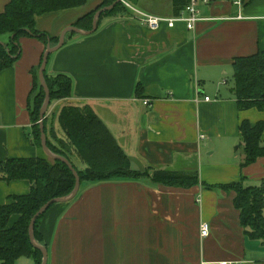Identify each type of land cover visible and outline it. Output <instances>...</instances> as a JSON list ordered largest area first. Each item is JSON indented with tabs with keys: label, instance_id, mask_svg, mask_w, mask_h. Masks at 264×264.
<instances>
[{
	"label": "crops",
	"instance_id": "crops-1",
	"mask_svg": "<svg viewBox=\"0 0 264 264\" xmlns=\"http://www.w3.org/2000/svg\"><path fill=\"white\" fill-rule=\"evenodd\" d=\"M9 1L0 0V14ZM102 1L41 15L36 29L60 38ZM234 9H217L215 15L230 18L200 22L195 32L183 24L154 31L133 14L112 17L93 35L68 32L65 46L51 55L47 74L71 77L74 88L54 109L91 107L132 170L195 171L200 185L168 188L147 179L87 185L73 201L55 204L44 216L40 233L49 251L47 264H264V244L246 235L235 193L207 187L242 177L245 186H259L264 178V157L242 169L244 157L238 153L244 146L241 123L264 121V111H240L229 84L235 58L264 51V0L248 1L240 20ZM173 11L171 1L168 17ZM48 44L24 36L20 58L0 73V162L45 154L35 145L29 103L36 95L33 74ZM138 85L144 87L141 98ZM32 187L27 180L0 181V205L29 195ZM18 219L13 216L9 226ZM203 222L210 225L206 239ZM16 264L35 260L24 257Z\"/></svg>",
	"mask_w": 264,
	"mask_h": 264
},
{
	"label": "trees",
	"instance_id": "trees-1",
	"mask_svg": "<svg viewBox=\"0 0 264 264\" xmlns=\"http://www.w3.org/2000/svg\"><path fill=\"white\" fill-rule=\"evenodd\" d=\"M91 0H10L5 11L0 14V73L10 69L21 56L20 40L24 36L40 39L46 45L59 42L58 37L36 29L37 18L53 12H66L82 9ZM137 6L142 0H125ZM117 0H103L96 10L85 14L74 26L80 30H92L95 14L102 8L110 7ZM174 15L179 14L178 0H173ZM133 13L118 3L112 11L105 12L104 17L131 16ZM97 28V29H98ZM8 35V44L1 38ZM44 55V54H43ZM51 57V56H50ZM43 58V56H42ZM41 58V60H42ZM50 60V58H49ZM43 60L40 63L42 64ZM50 62V61H49ZM232 89L240 111L257 109L264 111V51L257 54L237 57L232 63ZM35 97L30 101V114L33 122L35 145L41 148L40 111L45 100V89L40 85L38 73H34ZM46 82L51 91L52 103L58 100L70 99L73 92V79L65 74L50 76L45 72ZM144 87L138 85L136 94L142 97ZM60 130H56L54 120L46 117L45 131L48 136V147L57 156L67 158L74 164L81 177L82 189L90 184H102L120 180H146L154 186L168 188L190 189L200 185L198 172L184 173L168 169H151L144 172L134 171L131 163L111 131L89 106L84 108L70 105L63 107L57 115ZM244 146L241 156L244 157L241 168L244 169L264 157V121L252 125L248 120L240 125ZM54 138V139H53ZM52 140L56 141L53 144ZM75 156L85 169L81 170L72 157ZM14 180L31 181L33 187L29 195L15 196L12 203L0 205V264H16L20 258H33L35 264H41L43 253L31 242L29 227L32 217L43 205L59 197L69 196L76 184V177L69 167L57 160L42 157L28 160H5L0 162V181ZM245 178L227 185L207 186L221 188L235 193L234 205L239 211L241 226L246 230L249 239L261 241L264 244V178L259 186H245ZM54 205H52L53 207ZM51 207V208H52ZM50 208V209H51ZM49 209V210H50ZM48 210V211H49ZM43 216L37 219L34 236L41 245L43 237L40 228ZM18 215L19 219L13 226L10 220Z\"/></svg>",
	"mask_w": 264,
	"mask_h": 264
},
{
	"label": "built area",
	"instance_id": "built-area-1",
	"mask_svg": "<svg viewBox=\"0 0 264 264\" xmlns=\"http://www.w3.org/2000/svg\"><path fill=\"white\" fill-rule=\"evenodd\" d=\"M250 0H178L179 3V14L176 16L163 17L159 15H153L151 13H146L135 8L129 2H123L127 6L135 18L143 22V24L156 31L160 29L162 25L174 28L177 24H183L187 27L189 31L195 32L197 25L200 22H214V20H228L230 18L226 16L215 15L217 9H222L225 6L230 8H236L239 14L234 17L235 19L243 18V9L246 3ZM210 101L209 97L205 98ZM145 105H149L150 101L144 100ZM200 232L202 239H206L211 233L210 225L208 222H203L200 225ZM219 264H233L231 262H222Z\"/></svg>",
	"mask_w": 264,
	"mask_h": 264
},
{
	"label": "water",
	"instance_id": "water-1",
	"mask_svg": "<svg viewBox=\"0 0 264 264\" xmlns=\"http://www.w3.org/2000/svg\"><path fill=\"white\" fill-rule=\"evenodd\" d=\"M125 0H117V2H115L114 4H112L110 7H105L100 9L99 11H97V13L95 14V18H94V22H93V26H92V30H80L78 28H76L75 26H71L68 27L67 29H65V31L62 33L59 42L56 44V46L52 47L50 44H48V48L45 51L44 55H43V62L40 66L39 69V79H40V85L42 86L43 89H45V100L43 102V106L41 108L40 111V133H41V147L43 148L46 156L53 160V161H61L63 163H65L69 169L71 170V172L73 173V175L76 177V184L75 187L73 188V192L66 197H59L57 199H52L48 202H46L43 207L32 217L31 219V223H30V227H29V236L31 238V242L32 244L38 249L41 250L43 253V260L41 264H47L48 262V258H49V251L47 250L46 247L40 245L37 241H36V237L34 236V230H35V225L37 223V219L41 216L44 215V213L46 211H48L52 205L55 204H59V203H67L70 201H73L74 198H76L78 196V194L80 193V187H81V177L79 176L77 170L74 167V164L72 162H70L67 158L59 156V155H55L51 149L48 147V136L47 133L45 131V118L47 116V112L49 110L50 107V103H51V91L48 88L47 82H46V77H45V72L47 69V66L49 64V58L52 54H54V52L60 50L61 48H63L65 45V36L68 34V32H74V33H79V34H85V35H93L95 33H97V28H98V21L99 18L101 17V15H103V13L105 12H109L112 11V9L118 4V3H122Z\"/></svg>",
	"mask_w": 264,
	"mask_h": 264
},
{
	"label": "rangeland",
	"instance_id": "rangeland-1",
	"mask_svg": "<svg viewBox=\"0 0 264 264\" xmlns=\"http://www.w3.org/2000/svg\"><path fill=\"white\" fill-rule=\"evenodd\" d=\"M171 1L173 2V0H142L141 4H138L137 6H135V8L140 9V10L142 9L146 13H151V14H155V15L156 14H159V16L161 15L163 17H168L169 16L168 15L169 14L168 13V10L171 7ZM95 9H97V8H95ZM235 12L237 13V10H235ZM117 17H122V16H117ZM109 18H112V17H108V16L107 17H104V18L101 19V22H102V20H104V22H105L106 20H109ZM8 37H9L8 35H4L1 38L4 40V39H6ZM38 73H39V71H38ZM229 84L230 85L231 84H234L233 83V76H231V78H229ZM59 101H62V100H58V102ZM56 102L52 103V108H51L52 118L51 119L54 120V123L56 122V124H58V121H57V118L56 117H57V115L59 114V112H60V110L62 108L59 105V106H57L54 109ZM52 141H53L52 142L53 144L57 145L55 140H52ZM238 153L239 154H242L241 153V150ZM73 160H74V162L76 163V165L81 170L85 169V166L75 156H73Z\"/></svg>",
	"mask_w": 264,
	"mask_h": 264
}]
</instances>
